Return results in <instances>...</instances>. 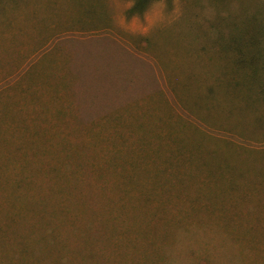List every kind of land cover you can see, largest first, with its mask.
Returning <instances> with one entry per match:
<instances>
[{"label": "rangeland", "instance_id": "obj_1", "mask_svg": "<svg viewBox=\"0 0 264 264\" xmlns=\"http://www.w3.org/2000/svg\"><path fill=\"white\" fill-rule=\"evenodd\" d=\"M132 5L0 0V264H264V0Z\"/></svg>", "mask_w": 264, "mask_h": 264}, {"label": "trees", "instance_id": "obj_2", "mask_svg": "<svg viewBox=\"0 0 264 264\" xmlns=\"http://www.w3.org/2000/svg\"><path fill=\"white\" fill-rule=\"evenodd\" d=\"M153 1L154 0H133V5L128 10V15L130 16V15H134V14H142ZM233 49H234V51H233L234 52V59L233 60H236V63L233 65V68H235V69H239V68L246 69L248 67L249 72H250L249 75H243L241 86H243L245 88V90H249L248 86L250 83H252V84L255 83V85L257 87L264 85V80L260 79L258 77V74H257V73H259L258 67L261 70L264 69V61L260 63V61L258 60L259 55H257L258 56L257 58L251 57V59H247L246 56L245 57L242 56V51H240L241 54L237 53L239 50L238 47L236 48V46H234ZM231 78H234V76L232 75ZM235 78H239V77H235ZM234 85L235 86L240 85L239 81L236 82V80H235ZM241 86H238V87H241Z\"/></svg>", "mask_w": 264, "mask_h": 264}]
</instances>
